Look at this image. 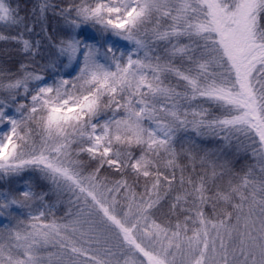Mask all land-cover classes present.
Segmentation results:
<instances>
[{
    "label": "snow or ice",
    "instance_id": "1",
    "mask_svg": "<svg viewBox=\"0 0 264 264\" xmlns=\"http://www.w3.org/2000/svg\"><path fill=\"white\" fill-rule=\"evenodd\" d=\"M49 12L69 33L47 37L42 53L26 17L0 0V25L15 30L0 42L25 57L0 91L30 97L13 113L0 99V174L30 169L51 185L0 193V217L39 202L26 226L0 230V264H264V176L252 178L264 173V0H38L33 23ZM84 24L133 48L102 54L77 34ZM58 64L78 73L45 82ZM189 128L256 163L220 186L229 161L177 151ZM65 197L67 222H45Z\"/></svg>",
    "mask_w": 264,
    "mask_h": 264
},
{
    "label": "trees",
    "instance_id": "2",
    "mask_svg": "<svg viewBox=\"0 0 264 264\" xmlns=\"http://www.w3.org/2000/svg\"><path fill=\"white\" fill-rule=\"evenodd\" d=\"M6 2L12 7L17 8L20 16L26 17V20L29 23V26L33 28V31L30 33L26 32L25 36L33 41L39 40L41 42L42 53L49 51V41L47 37L51 36L55 39H59L60 37L69 33V29L65 26L63 19L51 12L48 13L46 20L36 21L33 23L35 20V17L33 16V8L38 3V0H6ZM52 2L54 4L64 5L68 3L69 0H52ZM152 27V24L146 25V29L148 31H150ZM0 31L5 34L11 31V34H15V30H9L6 27L2 28V30L0 29ZM77 34L84 40L97 44L98 46L102 45L100 48L102 54L106 52L108 48L106 41L110 39L112 41L113 50L116 51V49H114L117 47L115 36L111 33L101 34L99 31V26L94 27L91 24H84L78 30ZM17 49L18 45L0 42V81L7 82L8 80L15 79L21 75L20 65L25 61V57ZM157 51L161 56L164 55L162 46L159 47ZM140 55L143 56V52H141ZM37 59L39 60L40 64L47 62V57L44 59L37 57ZM66 63L67 61H64V64ZM64 64H58L55 69L49 67L47 71L43 73L45 80H47L48 83H51L54 79H57L61 76H63L65 79H72L76 75V65L73 64L71 66L65 67ZM34 84L35 82L30 84L29 87H34ZM0 99H3L6 103L11 105L8 109H6V111L9 113L14 112V107L19 103H30V97H25L23 89L19 90L15 101L11 100L6 91H0ZM198 103L199 101L193 102V104ZM16 115L17 118H19V114ZM104 118L105 117L103 115L100 117L101 120ZM31 127L33 128V134L35 135V132L39 130L36 129L35 125H31ZM36 138L38 139V137ZM189 141L194 143H190ZM181 145H183V147L186 149H193L198 157L208 153L210 159H218V162L220 163H223L225 160L230 162L231 172L226 173L223 179L217 180V184L220 186H227V183L230 179L233 181L238 180L247 172L250 167L256 163L250 154H246L242 151L237 152L235 148V142H233L231 146H228L226 145V142L219 137L211 135L197 136L196 133L190 128L187 131H180L177 134L176 148L178 152L180 151ZM82 155L86 159V154ZM179 159L182 165L188 164V169H191L192 166L189 164L184 154H181ZM195 167L196 173H193L194 176L203 174L198 159ZM210 171L211 170L209 169V172ZM187 174L188 171L185 172V175ZM176 175L178 180L180 175L179 169L177 170ZM261 176H264V173H261L257 167L253 172L252 178L258 180L261 178ZM29 184H31L33 190L37 192H40L41 190L47 191L51 187L49 182L40 179V174L38 172L32 171L30 169L21 172L19 175L3 176L0 174V193L8 192L17 196V198H20L19 193L24 191ZM66 200L67 197L64 198V202L56 205V207L52 209L51 215L46 214L44 218L45 222H50L52 220H56L58 223L67 222L68 217L66 212L68 205ZM46 201L49 205L56 204V198L53 195H49L46 198ZM38 206L39 202L37 201L31 209H21L15 206L11 207L8 210L12 214V218L5 221L3 224H0V230H4L5 225H7L9 228H14L17 226L23 227L25 222L29 220L28 212L30 210L35 212ZM21 221H23V224L20 223Z\"/></svg>",
    "mask_w": 264,
    "mask_h": 264
},
{
    "label": "rangeland",
    "instance_id": "3",
    "mask_svg": "<svg viewBox=\"0 0 264 264\" xmlns=\"http://www.w3.org/2000/svg\"><path fill=\"white\" fill-rule=\"evenodd\" d=\"M2 28H4L3 25H0V29L2 30ZM1 32V31H0ZM115 39H116V43H117V47H115L114 49H116V54L117 56H119L120 54V51H124L125 53H127V51H129L130 49L133 48V45L130 44L128 41H125L119 37H116L115 36ZM106 45L109 47L110 45L112 46V41L109 39L106 41ZM126 58V57H125ZM78 73V68L76 67V70H75V74ZM45 82H48L47 80H45ZM10 113H13V112H10ZM5 211L6 215L5 217H0V224H3L5 221L9 220L10 218H12V214L11 215H7L8 212H10L9 210H3ZM29 223V220H27L25 222V225L26 226L27 224ZM23 226V227H24ZM52 251L54 252L55 249H52Z\"/></svg>",
    "mask_w": 264,
    "mask_h": 264
}]
</instances>
